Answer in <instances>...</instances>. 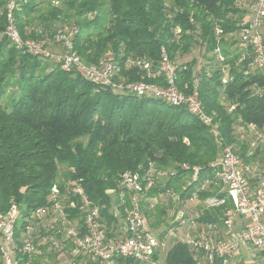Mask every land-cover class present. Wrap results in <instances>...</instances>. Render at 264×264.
Returning <instances> with one entry per match:
<instances>
[{"label": "trees", "instance_id": "trees-1", "mask_svg": "<svg viewBox=\"0 0 264 264\" xmlns=\"http://www.w3.org/2000/svg\"><path fill=\"white\" fill-rule=\"evenodd\" d=\"M10 2L16 4L14 16L24 39L47 41L55 31L76 27L79 33L74 50L81 59L89 65L101 59L114 60L125 81L139 80L142 75L140 68L125 69L128 58H142L155 65L164 49L178 62L195 46H205L203 57L209 64L196 76L200 99L214 117L215 128L184 106L117 94L87 81L80 73L64 72L54 62L18 49L3 36L0 213L17 205L21 217L27 216L48 203L54 185L63 188L78 182L111 227L117 223L111 197L117 198L123 173L143 176L155 166L158 171L170 170L163 184L146 190V218L156 228L164 220L149 206V199L174 192L181 201L190 200L206 179L214 178L210 165L226 146L236 144L244 160H251L247 144L239 138V119L264 125V76L238 72L235 67L237 43L228 35L237 31L238 22L246 15L240 0H61L60 6L50 3L46 11L39 0H0L4 9L0 35ZM216 26L223 32L220 42ZM177 28L181 30L179 38ZM218 44L232 78L226 85L222 83V66L213 56ZM182 65L186 70H179V86L192 82L197 60ZM194 167L200 168L195 181ZM212 195L202 192L198 196L204 201ZM220 197L227 198V194ZM77 208L79 211V205ZM231 209L232 201L227 199L225 205L205 211L198 221L223 225ZM204 261L203 252L182 242L165 256V264ZM117 262L140 264L133 258H117Z\"/></svg>", "mask_w": 264, "mask_h": 264}, {"label": "built area", "instance_id": "built-area-1", "mask_svg": "<svg viewBox=\"0 0 264 264\" xmlns=\"http://www.w3.org/2000/svg\"><path fill=\"white\" fill-rule=\"evenodd\" d=\"M239 4L246 15L238 22L237 31L228 35L237 43L235 67L238 72L264 76V0H240ZM15 9L16 4L10 2L4 34L18 49L53 61L64 72L80 73L87 81L117 94H133L184 106L205 125L215 128L214 117L200 99L197 66L192 82L179 86V70H186V66L171 60L163 49L155 65L142 58L125 60V69L140 68L142 71L139 80L125 81L120 76L118 62L101 59L89 65L81 59L74 50V39L79 33L76 27H65L50 39L49 45L56 44L60 52L48 49L43 41L24 39L16 24ZM215 32L220 42L222 29L216 26ZM180 33L177 28V38ZM213 56L222 66V83L226 85L232 78L220 44ZM233 109L232 106L230 111ZM239 122V138L248 146L247 157L253 159L245 161L236 144L224 147L221 156L210 165L214 178L206 179L190 199H199L202 192L213 194L196 212L189 216L177 215L174 222L159 231L148 227L145 183L149 186L156 178L153 166L143 176L132 171L123 173L121 190L112 211L117 223L111 227L102 217L101 208L89 200L78 182L65 184L63 188L56 184L48 203L27 216L21 217L17 205L0 213L1 264H118L117 258H133L140 264H161L163 255L179 242L203 252L205 261L202 264H237L236 254L242 250L251 260L261 262L264 260V125L246 123L241 118ZM184 169L189 168L184 166ZM192 171L193 180H198L200 168L194 167ZM223 193L227 198L220 197ZM227 199L233 202L234 208L228 211L224 221L226 238L212 236L213 224H208L206 231L192 235L190 228L203 213L225 205ZM77 205L79 211H76ZM237 219L243 222L239 228L236 227ZM186 226L188 231L182 239L178 230Z\"/></svg>", "mask_w": 264, "mask_h": 264}, {"label": "rangeland", "instance_id": "rangeland-1", "mask_svg": "<svg viewBox=\"0 0 264 264\" xmlns=\"http://www.w3.org/2000/svg\"><path fill=\"white\" fill-rule=\"evenodd\" d=\"M39 2L42 3L41 4V8L44 9V11L47 10L46 8H47V6H49L50 3L53 4L54 6H60V4H61V0H39ZM8 4H7L6 9H5L6 16H4L5 17L4 18L5 19L4 20L5 21V25L3 26L4 30H5V28L8 25V23H7V13H8L7 7H8ZM3 12H4V9L0 8V24H1V17L3 16ZM69 29L70 28H67L66 30H69ZM68 32H70V31H68ZM56 34H59V30L53 32V36L56 35ZM3 36L5 37L4 31H3L2 35H0V42H1V39H2ZM43 42H44V44H46V47L48 49H51L53 51H55V50H57L59 48V46H57L56 44H52V45L50 44L49 45L50 40L43 41ZM204 49H205V46H195L193 48V50L191 51V53L185 55L182 58L179 57L177 61L180 64L181 63L184 64L186 62L192 61L193 59H196L197 60V68H198V72H199L204 65L209 64L208 58L207 57H203V56H206V54L205 55L203 54ZM57 51L60 52V50H57ZM51 62L53 63V61H51ZM250 159L252 160L253 158L250 157ZM153 167L155 168V170L157 172H156V178L154 179V181L152 182L151 185L154 186L156 184H163L165 182V180L167 179V175L170 172V170H167V171L159 170L158 171L155 166H153ZM151 185L148 186L147 191L152 187ZM146 196L147 195L145 193V200H146ZM176 197H178V195L176 193H174V192H166L164 194H161V195L155 197L154 200H152V201L150 200L149 201V202H153L152 205H155L153 207L155 209H153V210H157L156 212H158V213L160 212L162 214L161 220L162 221L164 220L163 223H161V225L159 227L153 228L151 226L150 222L147 219L148 227L150 229H153V230H155V229H165L167 227L166 225L169 226L171 222H174V219L177 217V215H180V214L183 213L181 211L174 212L176 204L180 205V206H182L183 203L186 204V201H178V199ZM111 200H112L113 205L115 207V204H116V201H117L116 196L112 195ZM197 201H199V199H196V202H189L188 203L187 210H188L189 213L196 212L200 208V205H198ZM149 204H151V203H149ZM145 210H147L146 206H145ZM172 218H173V220H172ZM161 264H165V254L163 255V257L161 259Z\"/></svg>", "mask_w": 264, "mask_h": 264}, {"label": "crops", "instance_id": "crops-1", "mask_svg": "<svg viewBox=\"0 0 264 264\" xmlns=\"http://www.w3.org/2000/svg\"><path fill=\"white\" fill-rule=\"evenodd\" d=\"M230 46H232V42H231ZM150 200L152 201V200H154V198L148 200V204L151 203V204H149V206L152 208L155 205H152L153 202H149ZM189 202H196V200H193V201L188 200V201H186V204L183 203L182 206L176 204L174 212L181 211L186 216H189L192 213V212L189 213L188 210H187V205H188ZM197 203H198V205H200L199 209H201V207H203V201L199 200V201H197ZM233 208H234V204L232 202V209L231 210H233ZM173 218H172V220H173ZM242 223L243 222L241 220L237 219L236 220V227H238V228L241 227L243 225ZM207 225L208 224H202L199 221H197V223L194 224V226H192L190 228L192 235H197L201 231H206L207 230ZM213 225L215 226V229L211 231L212 236L216 237L217 239L226 238L225 225L224 224L223 225L213 224ZM166 226H168V225H166ZM155 230L159 231V230H162V229H155ZM187 231H188V227L187 226L185 228H183V229L182 228L179 229L178 230V234H179L180 238H182V239L185 238V234L187 233ZM165 256H166V254H165ZM235 259H236L237 264H264V260H262L259 263H256V261L251 260L250 257H249V254L245 250H242L241 252L237 253Z\"/></svg>", "mask_w": 264, "mask_h": 264}]
</instances>
